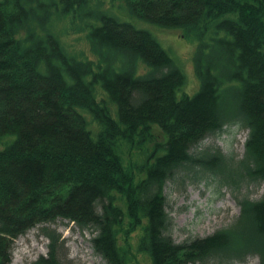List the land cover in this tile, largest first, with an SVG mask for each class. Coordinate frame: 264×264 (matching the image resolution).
<instances>
[{
	"label": "trees",
	"instance_id": "1",
	"mask_svg": "<svg viewBox=\"0 0 264 264\" xmlns=\"http://www.w3.org/2000/svg\"><path fill=\"white\" fill-rule=\"evenodd\" d=\"M110 3L137 26L95 11ZM55 14L92 19L97 62L68 52ZM145 26L195 43L194 95ZM230 126L249 131L241 160L202 150ZM181 172L238 192L236 221L177 242L165 191ZM250 183H264V0H0V264L36 226L50 240L36 264H64L59 220L92 231L106 264H141L133 235L150 264H264V196H243Z\"/></svg>",
	"mask_w": 264,
	"mask_h": 264
},
{
	"label": "rangeland",
	"instance_id": "2",
	"mask_svg": "<svg viewBox=\"0 0 264 264\" xmlns=\"http://www.w3.org/2000/svg\"><path fill=\"white\" fill-rule=\"evenodd\" d=\"M111 0H103L105 3ZM96 10L107 9L110 13L124 22L136 25L127 8L120 4L95 5ZM118 7L122 8L118 10ZM126 11V13H125ZM55 14L51 19L52 27L59 34L66 49L71 55L80 59L97 62V54L92 52L87 39L88 26L92 19L58 18ZM137 26V25H136ZM135 26V27H136ZM158 39L164 49L175 60L186 76L184 90L190 96L194 95L200 85L194 67V45L182 38L179 30L162 29L155 26H145ZM139 28V27H137ZM143 70V69H142ZM249 131L237 126L225 128V131L216 138L207 139L202 146L221 150L227 157L241 160L245 153V143ZM135 163L142 165L144 157L140 150H135ZM145 162V161H144ZM234 168L230 164L228 170ZM194 174L181 172L177 182L169 183L165 193L167 194L172 222L174 224L173 238L177 242H185L194 238H205L217 231L232 225L240 215V206L235 192L230 186H220L215 180L210 179L201 183L194 181ZM241 194L251 200H260L264 196V183H250L245 186ZM44 226H36L23 236L19 237L12 251L11 264H36L41 257H47L50 240L43 234ZM61 235L64 248L58 249V256L64 264H106L99 256H96L91 248L90 240L92 231H83L75 223L68 220H59L50 226ZM132 246L138 255L141 264H150L147 255L140 252L137 238L133 235ZM21 240V245L17 242ZM235 264H261L259 257L248 258L245 262Z\"/></svg>",
	"mask_w": 264,
	"mask_h": 264
},
{
	"label": "bare ground",
	"instance_id": "3",
	"mask_svg": "<svg viewBox=\"0 0 264 264\" xmlns=\"http://www.w3.org/2000/svg\"><path fill=\"white\" fill-rule=\"evenodd\" d=\"M21 242H22V241L19 240V241L17 242V245L20 246V245H21Z\"/></svg>",
	"mask_w": 264,
	"mask_h": 264
}]
</instances>
